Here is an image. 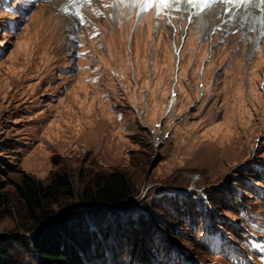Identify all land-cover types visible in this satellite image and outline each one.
Segmentation results:
<instances>
[{
    "label": "rangeland",
    "instance_id": "obj_1",
    "mask_svg": "<svg viewBox=\"0 0 264 264\" xmlns=\"http://www.w3.org/2000/svg\"><path fill=\"white\" fill-rule=\"evenodd\" d=\"M214 10L200 28L156 0H0V236L13 264H41L18 186L57 175L72 195L45 225L59 218L69 264H264V28ZM114 171L132 196L108 213L84 205L94 175ZM227 189L242 207L223 208Z\"/></svg>",
    "mask_w": 264,
    "mask_h": 264
},
{
    "label": "trees",
    "instance_id": "obj_2",
    "mask_svg": "<svg viewBox=\"0 0 264 264\" xmlns=\"http://www.w3.org/2000/svg\"><path fill=\"white\" fill-rule=\"evenodd\" d=\"M236 187L239 188L241 185L237 184ZM18 193L30 212L32 214L36 213L34 215L37 219L38 228L30 238L33 256L41 264H69L72 261V256L70 254L71 245L65 241L64 236L59 230L62 226L59 218L56 217L54 219L56 225H45V223L53 219L56 214L50 207L72 195V187L68 178L64 175H57L49 184L42 185L31 177L26 176L23 178L21 185L18 186ZM132 194L133 184L124 173L120 171L107 174L97 173L94 175L91 182L83 189L81 193V202L86 206L100 205L102 207V213H108L111 211L105 207L121 206ZM220 195L223 197L220 201V204H223V208L228 207V209H235L236 206L242 207L244 205L243 194H241V192H235L234 189H227ZM0 198H2L1 192ZM214 206L216 207L217 204L214 203ZM134 233L135 232L132 231L131 236ZM124 241L127 242L126 240ZM133 241L130 237L128 251L134 249L133 247L135 246L134 243H132ZM8 248L7 242L0 236V264H13V257ZM130 253L131 251L129 254ZM117 255V264H129L128 260L124 262L125 259L120 258L121 255L119 253Z\"/></svg>",
    "mask_w": 264,
    "mask_h": 264
},
{
    "label": "bare ground",
    "instance_id": "obj_3",
    "mask_svg": "<svg viewBox=\"0 0 264 264\" xmlns=\"http://www.w3.org/2000/svg\"><path fill=\"white\" fill-rule=\"evenodd\" d=\"M115 2L117 3L118 1H115ZM116 3L114 4V6H116ZM111 4H113V3H111ZM220 4L225 5V7L231 6V11L232 10H240V9L242 11H244L246 13V15H247V17H244L246 19L244 24H245V26H247V28H249L250 25H253L255 23H258L259 30H261V28H264V24H263L264 23V18H263V16H264V0H214V2L211 3L208 6H205V4L203 3V0H191V2H189V0H169L167 6H165L164 4L156 2V5H157L158 8L162 7L164 12L166 14H168L169 16H172L173 18H174V14H175V12H174L175 9L182 14L183 10L186 8L187 11H188L187 15H192L193 17L195 16L197 18L195 20V24H196L197 27H200V28H203L205 26V20L202 21L201 18L202 17L205 18V14L210 15V14H213L214 12H216V10H214V8L219 6ZM118 5H121V4L118 3ZM86 6H87V3H86ZM138 7H139V5H138ZM173 7H174V9H173ZM133 8H135V7H133ZM255 10H258L257 13L262 14V16L260 18L258 16H256L257 14L255 15V13H254ZM113 25H116V24H113ZM116 38H118V37H116ZM130 41H131V39H130ZM136 44L139 45V40H136ZM136 44L134 43V45H136ZM176 48L178 49L177 46H176ZM183 50H184V48L182 46V48L177 53L178 56H179V62L182 61V51ZM174 104H176V100L172 99L171 103H170V108H172L174 106Z\"/></svg>",
    "mask_w": 264,
    "mask_h": 264
},
{
    "label": "snow or ice",
    "instance_id": "obj_4",
    "mask_svg": "<svg viewBox=\"0 0 264 264\" xmlns=\"http://www.w3.org/2000/svg\"><path fill=\"white\" fill-rule=\"evenodd\" d=\"M156 2L164 4L165 6H167L169 0H156ZM189 2H191V0H189ZM213 2H214V0H203V3L205 4V6H208ZM143 3L145 4V10H146V8L149 6V4L152 3V0H143Z\"/></svg>",
    "mask_w": 264,
    "mask_h": 264
},
{
    "label": "water",
    "instance_id": "obj_5",
    "mask_svg": "<svg viewBox=\"0 0 264 264\" xmlns=\"http://www.w3.org/2000/svg\"><path fill=\"white\" fill-rule=\"evenodd\" d=\"M177 61H178V58H177Z\"/></svg>",
    "mask_w": 264,
    "mask_h": 264
}]
</instances>
